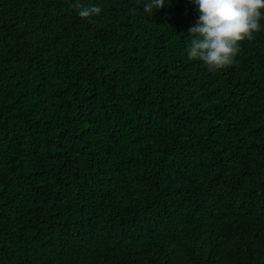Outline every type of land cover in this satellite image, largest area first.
<instances>
[{
    "label": "trees",
    "instance_id": "1",
    "mask_svg": "<svg viewBox=\"0 0 264 264\" xmlns=\"http://www.w3.org/2000/svg\"><path fill=\"white\" fill-rule=\"evenodd\" d=\"M76 2L0 0V264H264V21L212 72L190 0Z\"/></svg>",
    "mask_w": 264,
    "mask_h": 264
},
{
    "label": "clouds",
    "instance_id": "2",
    "mask_svg": "<svg viewBox=\"0 0 264 264\" xmlns=\"http://www.w3.org/2000/svg\"><path fill=\"white\" fill-rule=\"evenodd\" d=\"M195 5L198 18L188 29L187 59L201 61L209 71H219L231 66L245 40L254 39L264 21V0H190ZM166 0H145L143 11L152 13L162 8ZM78 15L90 19L99 15L101 8L84 5L77 0L74 5ZM134 11V10H133Z\"/></svg>",
    "mask_w": 264,
    "mask_h": 264
}]
</instances>
